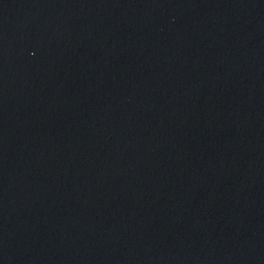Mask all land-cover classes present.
Instances as JSON below:
<instances>
[{
    "label": "water",
    "instance_id": "95a60500",
    "mask_svg": "<svg viewBox=\"0 0 264 264\" xmlns=\"http://www.w3.org/2000/svg\"><path fill=\"white\" fill-rule=\"evenodd\" d=\"M0 264H264V0H0Z\"/></svg>",
    "mask_w": 264,
    "mask_h": 264
}]
</instances>
